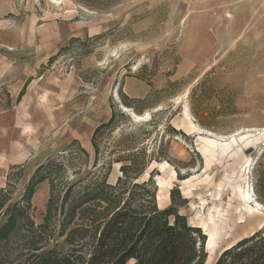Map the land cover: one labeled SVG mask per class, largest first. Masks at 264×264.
Segmentation results:
<instances>
[{"label": "rangeland", "instance_id": "374dc122", "mask_svg": "<svg viewBox=\"0 0 264 264\" xmlns=\"http://www.w3.org/2000/svg\"><path fill=\"white\" fill-rule=\"evenodd\" d=\"M113 109L100 161L136 134L153 159L135 181L151 176L159 209L178 188L203 264L264 224V0H0V223L51 160L21 230H69L59 208L48 219L49 199L91 168ZM118 176L112 161L107 183ZM20 244L0 243L1 260Z\"/></svg>", "mask_w": 264, "mask_h": 264}, {"label": "trees", "instance_id": "16d2710c", "mask_svg": "<svg viewBox=\"0 0 264 264\" xmlns=\"http://www.w3.org/2000/svg\"><path fill=\"white\" fill-rule=\"evenodd\" d=\"M115 115L113 109L109 119L94 128L91 144L95 157L91 168L75 170L66 179L60 205L59 193L49 199L48 219L52 220L54 215L51 213L59 208L64 215L65 226L72 224L69 230L66 232L64 226L58 232L45 230L44 225H39L34 233L21 230L25 223L23 213L30 204L28 198L36 182L47 177L39 171L54 162L50 160L35 169L28 192L23 195L25 203L6 205L2 214L6 219L0 223V243L19 236L21 252L25 253L11 261L0 258V264L204 263L205 235L199 227L187 224L186 217L177 211V206L184 203L178 188L175 186L170 190L169 206L159 209L151 176L141 182L135 181L153 159V154L147 153L144 144L138 142L140 138L136 134L130 133L119 140L116 157L100 161L96 137L102 130L114 127ZM193 115L203 123L202 111ZM141 129L143 126L140 125L137 130ZM81 151L85 153L82 148ZM112 161L119 163L120 176L110 184L106 180ZM51 176H48L49 180H52ZM55 233L57 237H63L60 243L52 238ZM59 245L67 246L65 251L69 252L64 253ZM219 255L214 264H264V224Z\"/></svg>", "mask_w": 264, "mask_h": 264}, {"label": "bare ground", "instance_id": "6f19581e", "mask_svg": "<svg viewBox=\"0 0 264 264\" xmlns=\"http://www.w3.org/2000/svg\"><path fill=\"white\" fill-rule=\"evenodd\" d=\"M188 114V113H187ZM133 115V114H132ZM134 117H136L137 119L141 118L142 116L141 115H133ZM256 204V203H255Z\"/></svg>", "mask_w": 264, "mask_h": 264}]
</instances>
